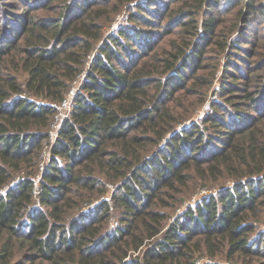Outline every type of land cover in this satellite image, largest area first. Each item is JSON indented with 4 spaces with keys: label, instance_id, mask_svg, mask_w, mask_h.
Returning <instances> with one entry per match:
<instances>
[{
    "label": "trees",
    "instance_id": "obj_1",
    "mask_svg": "<svg viewBox=\"0 0 264 264\" xmlns=\"http://www.w3.org/2000/svg\"><path fill=\"white\" fill-rule=\"evenodd\" d=\"M53 1L0 2V30L6 28L0 33V187L8 185L5 193L0 192V240L4 241L0 264H124L129 249L119 256L112 254L116 246L139 232L138 249L146 236L158 234L165 219V214L153 207L159 192L187 184L193 178L190 172L195 171H210L217 178L234 176L238 182L188 208L149 249L146 264H173L192 251L193 244L205 246L209 255L226 246L222 250L230 259L238 254L264 258V252L254 251L244 235L249 227L248 212L256 211L264 201V90L250 89L249 83L251 73L257 72L254 69H264V64L256 68L236 54L246 65L230 58L227 72L232 81L220 89L227 104L255 110L257 117H229L225 108L219 117L217 108L209 113V124L219 131L221 123L226 128L224 137L210 133L205 139L195 126L192 131L174 134L154 152L173 124L172 116L159 122L169 116V108L164 109L161 103L167 106L204 68L203 45L220 32L225 4L234 5L225 14H232L234 21L227 34L239 32L234 41L237 50L240 40L255 42L257 30L247 27L252 28L259 16H264V0H200L197 14L203 11L209 16L183 23L188 31L202 27L201 38L160 67L162 61L152 58L151 65L148 61L158 53V39L171 32V19L176 18H172L173 11L192 14L175 9L171 4L176 0H144L130 13V19L143 29L120 27L118 36L106 37L99 45L103 25L100 15L91 9L99 1L77 0L60 11L61 17L30 18L35 8L46 9ZM131 1L135 0H127ZM15 9L26 14L17 20ZM22 44L28 77L20 83L15 75L5 73L1 64ZM95 49L70 115L54 142L47 141L55 108L24 93L60 101L68 87L66 80L84 70ZM159 71L166 79L161 86L153 85V76ZM256 75L258 84L264 83V71ZM235 90L245 93L234 94ZM46 144H50L52 161L42 171L38 195L33 177L9 184L23 165L36 164ZM145 156L149 157L143 160ZM248 176L253 177L243 181ZM109 182L115 185L112 201L97 204L89 215L79 212L74 216L71 209L79 199L94 191L95 197L105 193ZM112 206L119 211L121 223L104 232Z\"/></svg>",
    "mask_w": 264,
    "mask_h": 264
},
{
    "label": "rangeland",
    "instance_id": "obj_2",
    "mask_svg": "<svg viewBox=\"0 0 264 264\" xmlns=\"http://www.w3.org/2000/svg\"><path fill=\"white\" fill-rule=\"evenodd\" d=\"M3 0H0V2ZM12 2V0H4ZM77 0H54L52 4L46 9L35 8L31 11L30 18L35 20H40L42 17L47 19L48 17H61L62 14L60 11H64L65 7L68 4H72ZM84 1V0H81ZM99 1L98 6L92 9V13L95 15H100V21L102 22L103 28L102 33L103 36L100 41H98V45L106 38L111 36H118L119 28H130L132 26H136L140 29H143L140 23L136 20L130 19V13L133 9H136L137 5L142 3L144 0H135L131 2H127V0H96ZM200 0H176L171 5L175 7V9H182L186 11H191L192 14H179L177 10L173 11L172 18H180L179 21L174 20L176 18L171 19L173 23L171 24V32H169L164 37L158 39V50L155 57H150L148 61V65L153 64V59L156 62H160L158 66L160 67L163 63H166L168 59H172L174 53L177 54L178 51L186 49V51L190 50L188 48L192 42H196L201 38L203 33L202 27L190 28V30H185L186 26L183 23L185 20L189 19H202L203 17H208L209 13L204 14L203 11L197 14L199 10V2ZM1 6V4H0ZM226 10L224 14L220 16L223 19V24L220 26L221 30L219 33H216L212 36L211 40H208L203 45L206 49L205 59L202 60L204 68H201L193 78L188 83V87L184 90H181L173 99H171L166 105L165 103H161V106L169 108V116H164L159 120V122H163L169 119L172 116L173 124L169 126V130L162 137L160 144L154 148V152H156L159 148L163 147L169 138L174 136V134L181 132L182 130H190L197 126L199 133L204 134V138L207 139L210 133H213V136L224 137L226 128L220 123L219 131H214L209 124V113L212 110L217 111L218 116H223V111L225 108L227 110L228 116L232 117L231 114L237 116H246L249 118L257 117L258 112L247 111L248 108H241V106L230 105L227 104V100L224 99L225 95H222L221 87L226 83H230L232 81V77H230L227 72V65L229 59L232 58L234 61L246 65L243 59L236 56V54H240L243 57H246L249 60L251 65L254 67H262L264 64V16L260 15L259 20L256 24H252V28L247 27L249 31L253 29V32L257 30L254 37V43L251 44L249 40L243 39L240 40L239 49L234 48V41L238 39L239 32H231V34H227V31L234 24L233 15L225 14L227 11L233 9L231 3L225 4ZM11 8V6H8ZM17 20H20L25 14L26 11L22 9L13 10ZM246 12V10H245ZM188 15V16H187ZM250 15V12L247 13V16ZM1 18V13H0ZM256 20V19H254ZM253 20V21H254ZM249 24V22H245ZM1 32L6 30L5 27H1ZM7 31L10 33L11 28H8ZM248 31V32H249ZM247 35H251L248 33ZM24 44L21 47L16 48L12 53L5 56L2 59V68L5 73H10L15 75L20 83L25 82L28 77V72L25 70L23 66V59L25 54L23 52ZM97 49L93 50L89 55L90 59H87L84 63V70L79 72L72 79H67L68 87L64 91L63 98L60 101H51L47 97L44 98L42 96H36L33 93L26 91L24 93L29 99L36 101L42 104H50L55 108V111L52 115L50 125H49V138L47 141L54 142L56 139V128L54 127V119L55 112L57 110V106L61 103L67 93L72 89L75 90L76 94L80 91V83L83 81L87 70L89 71L90 60L94 57ZM256 55L253 57V54ZM1 56V54H0ZM153 58V59H152ZM76 65V64H75ZM155 67V66H153ZM257 70L255 74L251 73L250 89H254L257 91L264 90V83H259V76L256 73H262L264 71L261 69ZM64 73L63 70L61 71ZM162 71L156 72L155 76H153V85H163V80L166 79L165 76H160ZM63 79L64 74L61 75ZM244 81V80H240ZM155 87V86H154ZM155 89V88H154ZM188 89H196V91H188ZM234 94H243L245 91L235 90ZM254 93V92H253ZM156 97L159 96V93L155 94ZM172 101V102H171ZM222 101V102H220ZM170 103V104H169ZM222 105V106H219ZM246 110L247 112H242ZM240 111V112H239ZM226 113V114H227ZM225 114V115H226ZM228 118V117H227ZM226 118V119H227ZM170 120V121H171ZM207 127L206 130H203ZM222 131V132H220ZM53 135V136H52ZM158 134L155 133L153 135V140L156 138ZM200 135V134H199ZM50 144H46L42 150L41 155L36 160V164H28L23 165L22 169L16 171L13 174V177L10 179L9 184H14L20 178L24 176L33 177L35 194L38 195L40 189V180L42 177V171L49 165L52 161V156L49 152ZM153 155V151L149 156ZM149 156H145L143 160L148 158ZM33 172V174H30ZM193 178H190L189 182L184 185L177 184L175 188L164 187L159 192L157 197V204L154 205V209L165 214V219L163 220V225L161 227V231L153 237H145L143 244L139 245V248L136 249L135 245L138 239V236L141 234L137 232L138 236H129L122 244L116 246V249L113 250L112 254H117L121 256L123 251H127V256L124 258V264H146V256L149 252V249L153 248L154 244L164 238L166 233V229L179 217H181L188 208L195 205L201 199L210 198L217 193L219 194L221 191L233 187L238 181L234 176L222 175L217 178V176L211 175L210 171L207 172H190ZM259 176V175H256ZM254 176V177H256ZM253 176H248L244 178V180L251 178ZM8 185H3L0 187V192L5 193V189ZM115 189V185L111 182L108 183V190L95 197L97 191L91 192L87 196L78 200V202L74 205L75 208L71 209L74 216L79 215V212L85 213L89 215L92 211L97 207V204L101 203L104 200L112 201L113 191ZM95 197V198H94ZM36 206H39L40 203L36 199ZM112 214L109 220H107L103 224L104 232L113 231L118 223H121L119 218V211L112 206ZM70 213V211H68ZM67 213V214H68ZM247 229L245 234H247L249 244H251V248L254 251L257 249L264 252V201L256 211L248 212V220H246ZM154 224V222H153ZM16 240V239H15ZM14 240V241H15ZM4 241L0 240V244ZM218 244V242H216ZM197 247V248H196ZM192 251H188L186 256L181 260L174 261L173 264H264V258L260 255L248 254L241 255L238 254L235 259H230L226 254L225 250L217 249L214 255H209L208 250L205 246H197L193 244L191 246ZM195 249V251H194ZM261 257V258H260ZM153 264H156L153 262Z\"/></svg>",
    "mask_w": 264,
    "mask_h": 264
},
{
    "label": "built area",
    "instance_id": "obj_3",
    "mask_svg": "<svg viewBox=\"0 0 264 264\" xmlns=\"http://www.w3.org/2000/svg\"><path fill=\"white\" fill-rule=\"evenodd\" d=\"M75 95H76L75 90L71 89L67 93V95L64 97V99L61 101L59 106H57V110H56L55 115H54L55 116L54 127L56 128V134L55 135H57V136H58V131H59L61 125L63 124L65 119L71 113Z\"/></svg>",
    "mask_w": 264,
    "mask_h": 264
}]
</instances>
